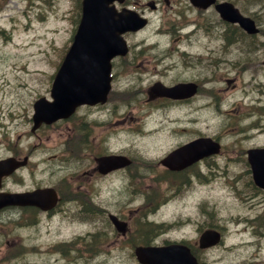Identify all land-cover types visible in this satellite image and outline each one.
I'll list each match as a JSON object with an SVG mask.
<instances>
[{"label": "rangeland", "instance_id": "obj_1", "mask_svg": "<svg viewBox=\"0 0 264 264\" xmlns=\"http://www.w3.org/2000/svg\"><path fill=\"white\" fill-rule=\"evenodd\" d=\"M78 2L80 0H0V155L4 157L6 153H13L12 146L14 142L6 144V140L11 141L13 139L22 143L23 146L26 144H28V147L32 146V149L38 155V157L34 158V161L42 157L44 162L39 165L46 168L51 165V180L55 181V186L58 188L60 195L66 196L69 200L71 197H77V176L74 177L76 171L73 176L67 174L62 179L57 180L55 175H58L59 172L56 170L53 172V169L55 162L59 161L58 155L69 154L71 158L76 157L73 161L79 165L78 157L81 156L83 149L79 147L76 141L74 121L77 115L74 114L75 116L73 117L71 116L51 125L38 128L34 133L30 131L31 121L29 119L32 114L31 104L33 100L42 95L48 97L51 75L70 43V38L78 21ZM237 4L249 11L255 9L253 12H258V18L264 20V0H237ZM145 12L150 17L148 28L143 33L141 32L130 37L132 50L130 59L129 61L123 60L117 65L118 70L126 71L127 73L114 74L112 86L114 90L110 94V100L105 107V113L109 115V121L114 120L115 122L113 125L110 124L108 129L113 127L116 130L120 127L126 128L130 132V135L127 133L128 139L121 133H117L121 142L120 144H125V146L137 150L141 148L146 149L150 155L153 151L149 145L151 144L150 136L143 137L139 136V134L142 133L146 136L165 133L167 129L161 128L164 125L163 118H168L167 121H174L176 118V122H172L174 123L173 127L179 130V136L183 138H186L187 133L186 130L182 132L180 128H190V138L197 131L209 133L228 129L230 127L229 124L234 119L232 117L227 118L229 112H226V110L232 106L233 100H237L243 106L253 105L250 101L246 100L248 98L242 99L241 94L246 93L242 89L234 93L230 91L229 95L225 98L227 104L220 102L217 106L211 98L205 97L208 95V92L219 91L218 94L221 95L224 93L222 91L226 92L233 88L206 91L202 89L200 94L190 102L189 113L187 112L189 104L186 103L184 104L187 107L181 106L182 104L178 103L168 104L156 101L155 99V101L146 99L145 88H147L146 86L149 81L152 82L155 78L161 77L165 80H169L171 77H183L184 73L176 75L174 73L175 69L169 70L168 64L160 60L165 56L166 50H162L159 59H157L155 56L156 51L150 48H143L142 46L153 40L164 43L167 38H170L169 43L178 40L175 44L180 43L178 46L187 48V40L182 38L185 34L180 35L175 30V26L173 25L172 28L170 24H165L163 27V29H171L167 34H163L162 37L154 36L156 31L161 29V25L158 22L161 16L160 8L158 7V11L155 12H148V10ZM184 14L185 18H189L187 11ZM206 14H211V11L204 15ZM150 34L149 40L143 42L142 37ZM209 34L211 33H206L203 38L190 40V54L196 53L200 55L199 57L190 55L194 60L198 61L200 58V61L206 62L205 56L210 53L207 49L214 46V50H218V42L209 37ZM251 39L241 40V48L250 52L264 51L263 43L257 42L253 38ZM256 39L261 40L259 38ZM253 41L259 44L254 50H250ZM207 46H210V48L206 49L205 47ZM222 56L224 55L222 54ZM245 58L246 55H243L242 62L244 63ZM174 59L172 58V60ZM222 62L219 63L218 69L217 67L214 69L213 66L210 68L207 66L201 71H197V68H190V76L202 77V81L206 78H211V80L202 82L204 87H210L211 83L215 85L217 78H212L218 73H223L228 78L233 77V67L229 66V64L224 65ZM239 68L241 70L247 68L245 72L240 74L239 79L246 78L250 73L255 74L254 69L256 68L248 67L247 64H243ZM248 83L244 85L245 88H248L249 94H260L259 91L254 90V83L251 86ZM240 84L241 81L237 84V87ZM129 86L132 89L128 94L118 95V92L116 94V87L126 89ZM259 87L264 89L263 86ZM250 89L253 91H250ZM212 97L216 100L220 99L215 95ZM204 101L210 102L209 109L207 107H200V103ZM210 111L218 113V116L212 118ZM261 112L264 113V110H261ZM92 114L94 118L103 116V112L98 109L93 110ZM189 117L190 127L187 124ZM241 117L242 119H237L242 122V125L245 123L249 125L254 121L253 127L248 128V130L255 135L253 140L258 142L263 141L264 118H253L250 121V119H245V116ZM147 120L153 121V123L147 125ZM160 121L161 123L158 124ZM156 125L160 128L158 132L151 131L152 134H149L151 132L143 131ZM130 128L134 129L130 130ZM99 132L103 134L104 130L100 128ZM2 143L7 148H2ZM119 147L118 145L117 148ZM154 152L153 156H159L164 150L158 148ZM88 154L89 151L87 157ZM216 161L221 166L224 165L223 158H217ZM82 165L84 168L88 166L87 159ZM32 168L30 166L25 171V179L30 175ZM200 170H203V167L198 171ZM195 171H197V168L190 170L192 173ZM81 175L83 176V182L86 180L91 182L93 202L99 203V201H102L103 205L107 206L110 211L115 213L126 212L128 208H133L140 202V197H134V194L130 191V189L136 187H127L130 186V183L126 180L122 181V178L117 175H114L115 178L112 181L117 183V187L109 184L111 181L108 177L99 179L94 174L90 175L89 172H82ZM206 176L208 180L201 184L198 183L199 178L197 176L193 175L190 177V182L196 183L190 188V203L188 192L183 189L182 193L168 195L165 199L166 202L158 206L156 211L151 214L147 213L149 219L153 218L155 222L161 220L171 221L170 225L162 224L158 227L155 226V231L159 233L155 236V241L163 243L165 238L171 241L180 240V238L187 239L189 236L193 238L195 232L192 223H190L189 227L188 223L183 219L186 218L187 220L189 211L190 214L197 213V209L191 201H195L197 197H203L212 200L208 202L210 209L218 207V210L213 211L214 220L220 222L225 232L223 244L212 247L201 254V256L206 258L207 263L264 264V234L262 231H255L254 226H251V220L248 219L247 231L235 234L234 229L241 227L242 224L236 223V221L230 224L224 222L226 213L232 215L231 218H233L235 214L240 213L239 206L245 205V203L236 200L228 194L225 187L217 183L218 179H214L210 174H206ZM144 179L146 180V178ZM28 181L31 183L30 178ZM143 188H145V185H142ZM108 191L113 193L110 194ZM123 191H126L127 195L123 196L121 194ZM222 202H224L225 207L222 206ZM71 204H66V206H72ZM75 208L72 207V210H75ZM255 212L256 209L254 207L252 211L249 208L248 216H252ZM71 215L80 220L81 223L70 221L69 217ZM31 217L32 214L28 212L24 217L19 219L21 223H16V221L11 219H4L2 222V227L0 228V237L2 238L0 256H2V261L0 264H138L133 255V247L126 249L118 245H112V243L106 244L103 242L97 244L102 249L98 252V255H91L90 247L86 245L88 244L86 236L87 230H97L93 226L94 223H91L95 217L94 213H86L85 211L83 214L70 213L67 216L56 213L48 215L43 219L42 224L34 225L37 232L30 237V228L22 225H25L24 220H30ZM135 217L132 214V218L135 219ZM132 218L129 222V227L134 224ZM224 225L226 226L224 227ZM73 231L81 234L80 241L76 246L66 248V251H69L70 248L76 249L64 252L67 255L63 261H55L56 259H54L56 257L62 258L63 253L61 251L58 254L52 255L50 253L54 249H49L47 252L43 251L51 242L57 238H66ZM242 240H250L252 244L249 246L233 247L235 243ZM21 241L29 245L21 247L16 244ZM33 243L39 244V246H30ZM78 244H81V246ZM225 247L233 248L227 249ZM252 254H255V256L251 257Z\"/></svg>", "mask_w": 264, "mask_h": 264}, {"label": "flooded vegetation", "instance_id": "obj_2", "mask_svg": "<svg viewBox=\"0 0 264 264\" xmlns=\"http://www.w3.org/2000/svg\"><path fill=\"white\" fill-rule=\"evenodd\" d=\"M153 2L154 7L149 8L148 3L150 0H123L122 3L115 2V5L120 8L122 5H127L135 8L139 13L145 14L146 10L148 12L158 11V7L161 11V16L158 19L160 26L159 34H155L154 36L162 37L163 34H167L171 29H163L164 25H173L175 26V30L181 35L185 34L182 38L187 40V48H181L178 46L180 43L175 44L178 40H175L169 43L170 38H167L164 43H160L158 40H153L148 44L143 45V48H150L153 51H156V58L159 59L160 52L162 50H166V54L160 60H163L168 64V69H175L176 75L180 73H184L183 77H171L169 80L161 78H156V80L163 82L166 85H171L177 82H190L194 80L198 84L199 90L201 89L202 82L199 79L190 78V68H199L201 67H211L215 69L219 68V63L227 65L226 60H229V66H232L234 69V77L227 78L226 76H222L221 74H217L214 78H218L225 85L234 86L237 85V80L239 77V64L242 63V50H241V40L243 36V30L234 23H227L221 19L217 11L215 10V4L218 1L224 0H215L213 3L207 5L205 8L196 7L191 4L190 0H151ZM234 2L236 6L245 14L251 15L254 19L256 25L259 27V31L257 34L252 36L254 40L257 42L256 38H259L264 42V20H260L258 18V12H253L255 9L249 11L244 7H240L237 4V0H230ZM252 1V0H251ZM247 12H245L244 10ZM187 11L189 14V18H185L184 12ZM211 14H206L210 12ZM253 12V13H252ZM218 22V23H217ZM145 29H140L135 32H125V37L128 41L130 50L128 53L123 56H116L112 59V67L111 71L112 77L113 74L119 73H127L126 71H120L117 69V65L123 61H129L130 55L132 53L130 37L135 36ZM206 33H211L208 36L215 39L218 42V49L214 50V46L210 48V46L205 47L210 48L207 49L210 53L205 56L207 60L202 61L200 63L195 64L191 61L190 55L199 57L200 55L190 54V40H196L197 38H203ZM151 35H146L142 37V41L145 42L149 40ZM180 38V37H177ZM175 44V45H174ZM231 47V51H227V48ZM225 53V57L222 54ZM228 54V57H226ZM213 55V56H212ZM215 55V56H214ZM245 62L248 64L250 61L256 62V64L264 71V65L261 63L262 56L264 55V51H248L246 52ZM172 58H175L172 60ZM193 64V65H192ZM166 67V66H165ZM150 85V82L147 83V88ZM215 88V86L211 87V89ZM220 88V86H217ZM147 91V90H146ZM147 100L152 101H161L167 103H190L189 97H181V98H170V97H162L157 96L154 98H148ZM155 99V100H154ZM103 105L94 104V105H83L81 107H89V108H98ZM103 121L99 122L93 119L87 113H81L77 115V119L74 121L75 134L77 138V142L80 141V148L82 149L83 144L85 143L89 146L90 142H95L96 147L93 149V152L88 154L87 162L88 166L84 168L82 163L85 161L82 159L84 152L80 157H78L79 165H75V169L70 175H74L75 171L77 176V197H71L69 200L66 196H61L58 190V203L57 205L49 210L47 213L50 214L53 211L60 209L59 202L62 203L67 200L72 206H68V213L72 214H83L86 213H94L95 217L93 219H101L102 224L109 223L108 227H103L104 229H108V233L102 236H99L98 239L101 243L105 242L106 244L118 245L121 247H130L134 243L131 242V236L136 234L145 235L148 233L147 229L144 228L145 223L148 221L146 214L147 211L153 213L156 211L158 206L162 204L165 200L162 197H167L172 193H182L184 189L188 192L189 195V203H190V177L195 175L197 177H201L198 181H206L208 180L206 174L212 175L211 171L215 167H217V171H219V183L227 189V192L236 200L240 202L246 203L247 207L252 205L256 209V212L251 217V226H254V230H261L264 234V189L256 186L253 183L251 177L250 165L247 160L246 152L249 147H251L248 143L249 135L240 134V135H227V133L214 134L212 135L216 138L220 144L219 153L223 156L225 162L224 165H218L216 163H212L211 160L217 154H212L209 156L202 157L197 161L190 164V147H189V156L182 157L180 159V165L169 167L161 163V158L167 155L172 149L179 147L182 144L190 143V128H180L183 132L186 130V138H183L180 135L179 130L175 129L174 123L176 121H167L168 124L163 125L161 128L167 129L165 135L157 134L152 135L153 140L151 144L155 145L157 143H163L164 152L159 156L150 155L146 149H132L125 144H119V148L117 143H115L110 135L114 133L115 127L108 129L110 124H114V120L109 121V115H103ZM174 122V123H172ZM161 123L158 122V124ZM187 124L190 127V117L187 120ZM102 128L104 133L99 132V129ZM108 129V130H107ZM175 129V130H174ZM125 130V128H124ZM146 132H151L152 130H145ZM149 134H152L149 133ZM99 135V136H98ZM144 136V134H139V136ZM203 135V134H200ZM149 135H146V137ZM198 136V135H197ZM173 141V144H172ZM26 150H22V153L32 151V146L28 147ZM161 149V150H162ZM13 154L19 155L18 150H13ZM124 155L126 156L130 162L122 167L108 169L107 171H99L97 158L100 156H108V155ZM24 155V154H23ZM214 155V156H213ZM234 156V157H232ZM1 157V156H0ZM28 158H26V161ZM28 165V163H26ZM203 167V170L198 171ZM25 167H21L14 171L16 174L15 180L18 182L16 184L17 188L26 191L33 190L35 188L42 187V180H32L30 185L25 186L23 184L20 172ZM197 168V171L194 173L190 172L191 169ZM82 172H89L90 175L94 174L95 177L106 178L108 177L111 182L110 185L115 186L117 183L112 182L114 180V175H117L130 183V186L127 187H136L130 189V191L134 194V197H140V202L133 208H128L126 212L115 213L120 219H123L127 223V228L123 232V234L118 233L113 226V223L108 218V209L101 206L100 204H94L93 196L91 193V182L82 181ZM205 175V177H203ZM8 177V176H6ZM5 177V178H6ZM64 176H60L62 179ZM146 178V180L144 179ZM204 178V179H203ZM124 184V183H123ZM128 185V184H126ZM142 185H145V188L142 189ZM155 188H161V191H154ZM109 190V189H108ZM108 193L112 194L113 192ZM123 196L127 195L126 191L121 193ZM77 199V200H75ZM103 204L102 201H100ZM92 204V205H91ZM195 207L197 209V213H193L190 215V211L187 216V223L190 227V223H192V227L195 232V236L190 239V236L187 239L182 238L181 240H185L190 247V245L197 247L196 237L197 235L206 228H215L222 232V226L219 221L214 220L210 215V208L204 201H196ZM99 207V212L95 209V207ZM72 207H76L75 210H72ZM35 208V207H34ZM32 209L31 207H10L9 210L12 214L20 212H25V210ZM218 210V209H217ZM71 211V212H70ZM108 212V213H107ZM113 212V211H111ZM132 214L135 215V219L132 218ZM107 218V221L105 220ZM131 218L134 221L131 227H129V222ZM261 219V221H260ZM90 230H87L89 233ZM105 233V231H102ZM139 242H148L144 239H140ZM157 243H162L160 241H152ZM208 249H203V251Z\"/></svg>", "mask_w": 264, "mask_h": 264}, {"label": "water", "instance_id": "obj_3", "mask_svg": "<svg viewBox=\"0 0 264 264\" xmlns=\"http://www.w3.org/2000/svg\"><path fill=\"white\" fill-rule=\"evenodd\" d=\"M112 0H82L81 16L73 35L72 43L53 78L51 85L52 100L40 97L34 101L33 119L35 126L42 120L49 122L60 116H68L76 105L88 102H103L110 87V58L125 51L123 39L119 32L126 29H136L144 23L135 13L121 15L116 18L111 12ZM194 4L206 6L212 0H192ZM222 17L237 21L248 32L257 28L251 18L243 16L231 3L222 2L216 5ZM195 91L194 85L177 84L165 87L155 83L150 87V96L155 95H190ZM188 146L181 149L187 153ZM219 145L210 139H196L190 142V162L194 159L214 152ZM175 150L172 154L178 153ZM264 163V153L260 154ZM168 159V158H167ZM166 159V160H167ZM110 162V159H108ZM254 178L264 186V176L258 158L250 160ZM8 163H0V174L6 172ZM30 201H35L31 199ZM218 240L214 230H207L200 236L202 245H210ZM170 245L164 247L138 246L135 249L138 259L154 264H198L185 246Z\"/></svg>", "mask_w": 264, "mask_h": 264}, {"label": "bare ground", "instance_id": "obj_4", "mask_svg": "<svg viewBox=\"0 0 264 264\" xmlns=\"http://www.w3.org/2000/svg\"><path fill=\"white\" fill-rule=\"evenodd\" d=\"M237 245H235L234 247H236Z\"/></svg>", "mask_w": 264, "mask_h": 264}]
</instances>
